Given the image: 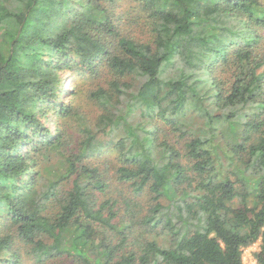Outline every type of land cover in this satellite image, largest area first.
Listing matches in <instances>:
<instances>
[{
    "label": "trees",
    "instance_id": "1",
    "mask_svg": "<svg viewBox=\"0 0 264 264\" xmlns=\"http://www.w3.org/2000/svg\"><path fill=\"white\" fill-rule=\"evenodd\" d=\"M118 4L0 0V264H264V0Z\"/></svg>",
    "mask_w": 264,
    "mask_h": 264
},
{
    "label": "rangeland",
    "instance_id": "2",
    "mask_svg": "<svg viewBox=\"0 0 264 264\" xmlns=\"http://www.w3.org/2000/svg\"><path fill=\"white\" fill-rule=\"evenodd\" d=\"M128 3H129V0H119V4H118V7L116 8V12H117V14H120V17H121V15H123V11L126 9ZM121 23H122V28L123 29H128V32H131L132 35L136 36L139 39H142V34L143 33L140 32V31H142L141 26H138L135 29L133 24L129 25V23L127 24L125 22V18L122 19ZM262 50L264 51V45H262ZM258 71H260V72H262L264 74V65ZM103 75H104V73L102 72L99 75V77H98L99 80L101 81V83H103V79H104ZM98 78L97 77L93 78V77H90V76L77 77L76 85H77L78 90L80 91L79 85H81V84H87L89 88H94L93 86L95 84H97L95 82L97 81ZM69 82L73 83L72 81H69ZM78 97H76V100L78 101L77 104L80 103L82 105L81 109H83V112H84L83 115L85 117L89 118V120H90L91 117L93 116V114L95 113V107L92 105L91 102H88L85 99L82 100V102H80L78 100ZM72 131H74V130H72ZM75 137L79 138L80 136L75 134ZM112 156H113V154L111 156H108V154L105 153V154H102L101 158H99L100 156H96V157H93L90 160H91L92 163L98 164L99 166L103 167V163L105 161H107V158L110 159V161H111ZM114 187H116V186L114 185ZM110 192H112L113 196L116 195V191L115 190H111ZM259 243H260V240H257L256 242H254V243H252V244H250V245H248V246L243 248L242 264H256L254 253L258 250ZM17 246H18V249H20V253L22 254V257H21V261L23 262L22 264H33L32 262H34V259L30 255H26V252H27L28 249L23 247L20 242L17 243ZM65 259H66L65 260L66 262H72L73 261L69 257H67Z\"/></svg>",
    "mask_w": 264,
    "mask_h": 264
}]
</instances>
